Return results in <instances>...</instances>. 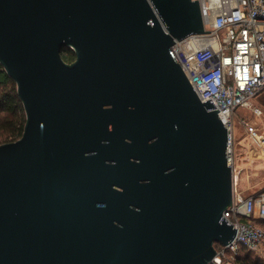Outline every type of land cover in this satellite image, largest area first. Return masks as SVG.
<instances>
[{
  "label": "water",
  "instance_id": "95a60500",
  "mask_svg": "<svg viewBox=\"0 0 264 264\" xmlns=\"http://www.w3.org/2000/svg\"><path fill=\"white\" fill-rule=\"evenodd\" d=\"M206 31L198 0H0L25 112L0 144V264H212L235 235L227 129L171 50ZM103 148L131 197H97Z\"/></svg>",
  "mask_w": 264,
  "mask_h": 264
},
{
  "label": "built area",
  "instance_id": "2783aa9c",
  "mask_svg": "<svg viewBox=\"0 0 264 264\" xmlns=\"http://www.w3.org/2000/svg\"><path fill=\"white\" fill-rule=\"evenodd\" d=\"M204 29L171 46L172 53L201 102L211 99L227 129V164L234 179L232 205L222 216L235 228V235L226 245L215 247L212 264H238L241 246L258 251L264 242V192L245 194L238 190V139L233 134L232 116L238 107L261 116L263 110L252 102L264 98V0H198ZM245 133L251 136L259 159L264 162V133L253 123L244 122ZM247 149H250L248 143ZM249 164V163H248Z\"/></svg>",
  "mask_w": 264,
  "mask_h": 264
},
{
  "label": "rangeland",
  "instance_id": "374dc122",
  "mask_svg": "<svg viewBox=\"0 0 264 264\" xmlns=\"http://www.w3.org/2000/svg\"><path fill=\"white\" fill-rule=\"evenodd\" d=\"M252 102L263 110V114L260 117L256 116L250 110L243 107H238L232 116L234 139L235 141L241 139V143L240 141H237V143H239L238 147L240 154L238 164L239 167H243L238 174L239 177L243 178V180L241 179L235 186L238 190L245 191L246 189V193L258 192L264 189V162L263 160L257 158L256 154L258 153V150L256 149V147H254L255 141L251 136L246 135L243 125L244 122L253 123L260 131V133H264V98H262L261 95H257L252 98ZM242 139H246L245 143H247V145L249 143V153L251 157L247 156L245 149L246 145H244V141H242ZM241 145L244 148H241ZM247 157L250 158L247 159L248 161L246 160ZM247 177L250 180L258 179L259 182L249 184L250 182H247L246 180ZM219 246H221V244H215V247ZM252 257L254 259L257 257L260 261L264 262V242L262 243V247L258 251L252 252Z\"/></svg>",
  "mask_w": 264,
  "mask_h": 264
},
{
  "label": "trees",
  "instance_id": "16d2710c",
  "mask_svg": "<svg viewBox=\"0 0 264 264\" xmlns=\"http://www.w3.org/2000/svg\"><path fill=\"white\" fill-rule=\"evenodd\" d=\"M74 51L68 47L61 49V57L65 62L74 59ZM25 123V112L23 105L16 91V84L5 72L0 64V144L17 140L23 131ZM264 192H255V195ZM257 222L264 226V219ZM251 250L244 246L239 248L236 261L238 264H264L257 257H252Z\"/></svg>",
  "mask_w": 264,
  "mask_h": 264
},
{
  "label": "flooded vegetation",
  "instance_id": "af4514ba",
  "mask_svg": "<svg viewBox=\"0 0 264 264\" xmlns=\"http://www.w3.org/2000/svg\"><path fill=\"white\" fill-rule=\"evenodd\" d=\"M124 155H127V153ZM116 159V154L110 148H103V152L99 160L98 176L94 180L97 183L93 184V187L97 189V197H113V195L116 194L115 192L118 193V197H131V188L125 190L124 193L122 187L120 186L121 175H123V172H120L121 164H123L121 162V159L123 158L120 153L118 160Z\"/></svg>",
  "mask_w": 264,
  "mask_h": 264
},
{
  "label": "bare ground",
  "instance_id": "6f19581e",
  "mask_svg": "<svg viewBox=\"0 0 264 264\" xmlns=\"http://www.w3.org/2000/svg\"><path fill=\"white\" fill-rule=\"evenodd\" d=\"M242 141H244V145H246V147H245V149H246V153H247V156H249V157H251L250 156V153H249V149H247V147H248V145H247V143H245L246 142V139H242ZM240 143H241V141H240ZM237 145L239 146V143H237ZM243 146L241 145V148H242ZM244 148V147H243ZM241 151V150H240ZM257 155V158L259 157V153H257L256 154ZM249 157H247L246 158V160L249 158ZM250 159V158H249ZM248 161V160H247ZM241 162V161H240Z\"/></svg>",
  "mask_w": 264,
  "mask_h": 264
},
{
  "label": "crops",
  "instance_id": "0c3cea01",
  "mask_svg": "<svg viewBox=\"0 0 264 264\" xmlns=\"http://www.w3.org/2000/svg\"><path fill=\"white\" fill-rule=\"evenodd\" d=\"M247 182H250L249 184H252V183H254V182H259V180L258 179H249L248 177H247ZM250 180V181H249ZM247 192V190L245 189V194H254L255 192H250V193H246Z\"/></svg>",
  "mask_w": 264,
  "mask_h": 264
}]
</instances>
